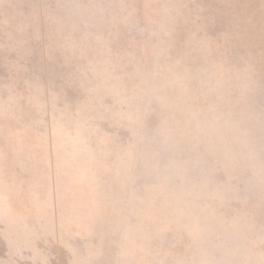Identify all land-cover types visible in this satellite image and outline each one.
<instances>
[{
	"label": "rangeland",
	"instance_id": "1",
	"mask_svg": "<svg viewBox=\"0 0 264 264\" xmlns=\"http://www.w3.org/2000/svg\"><path fill=\"white\" fill-rule=\"evenodd\" d=\"M0 264H264V0H0Z\"/></svg>",
	"mask_w": 264,
	"mask_h": 264
}]
</instances>
